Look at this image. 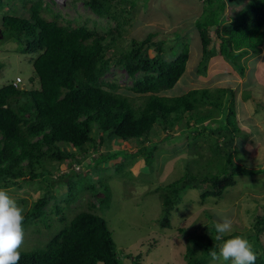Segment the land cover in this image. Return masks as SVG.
Returning <instances> with one entry per match:
<instances>
[{"label": "trees", "instance_id": "trees-1", "mask_svg": "<svg viewBox=\"0 0 264 264\" xmlns=\"http://www.w3.org/2000/svg\"><path fill=\"white\" fill-rule=\"evenodd\" d=\"M10 1L0 0V6ZM110 1L82 0L99 18L110 13ZM202 2V12L195 23L202 54L205 58L211 55L208 48L213 31L219 41L215 48L217 53L242 74L240 60L258 54L264 43V0H251L234 14L233 20L225 17L227 2ZM234 2L239 5L241 0H228L230 5ZM22 3L24 13L21 16L5 14L1 17V36L17 46V53L35 55L32 61L34 76L30 81L36 79L39 86L21 90L7 84L0 88V188L8 191L13 186L37 185L41 193L30 209L24 208L23 227L29 223L38 224L43 218L46 220L43 227H52L47 224L50 217L45 207L50 198L56 199L51 190L55 181L66 179L68 198L62 200L64 206L76 199L78 189L84 190L83 178L78 173L73 170L58 173L62 168L60 162L70 160L78 165L80 161L75 159L72 150L83 154L84 147L88 146L98 153L97 148L107 140H112L116 146L131 141L137 147L132 153L118 151L98 158L99 163L112 161L113 171L119 175L138 160H143L146 167L154 164L158 143L151 138L153 132L167 133V141L176 126L189 130L190 134L197 133L199 125L204 123L219 124L216 130L209 124L203 127L217 136L209 145L212 159L199 164L195 174L187 168L185 175L173 183L155 188L154 191H161L163 210L159 224L162 228L170 226L169 214L186 190L201 189L199 202L204 204L209 198L222 196L223 182L233 183L236 176L259 172L233 161L231 145L234 141L242 143L241 139L237 140L242 132L235 121L233 90L193 89L181 96L161 95L172 90L181 79L188 59L186 47L172 61H166L163 43L152 42L153 34L144 40H129V46L122 48L118 46L122 24L118 23L115 30L109 29L106 35H99L86 26L63 24L58 20L60 15H52L42 0H22ZM45 12L50 14V19L42 15ZM151 47L154 48L153 56L148 54ZM119 48L122 51L113 64L110 53ZM200 63L199 74H202L205 66L202 60ZM113 67L126 72L131 80L127 90L141 96V103L119 94L117 84L107 81L106 75ZM95 133H98L97 140L93 137ZM192 139L190 147L201 148L196 144L198 137ZM116 154L119 159L125 158V162L113 161ZM195 180H199V185ZM91 188L92 199L100 201V206L108 205V188H103L106 192L103 198L96 196L102 187L96 189L94 184ZM18 201L26 205L24 198ZM62 208L55 203L53 212L57 217L63 218ZM90 208L97 210L93 202ZM96 213L76 214L68 225L50 234L42 249L21 251L19 264H140V254L125 255L128 261L120 258L105 219ZM254 219L255 233L248 234L247 238L256 242L258 234L264 230V213L259 212ZM61 220L57 219L58 223ZM213 225L206 230L209 234L188 238L186 264H208L212 259L210 253L218 252L223 241L215 240ZM235 235L240 234L229 236ZM255 245V264H264V253L259 252L257 243Z\"/></svg>", "mask_w": 264, "mask_h": 264}, {"label": "rangeland", "instance_id": "rangeland-1", "mask_svg": "<svg viewBox=\"0 0 264 264\" xmlns=\"http://www.w3.org/2000/svg\"><path fill=\"white\" fill-rule=\"evenodd\" d=\"M42 1L52 15H60L58 20L63 24L71 22L77 26H86L97 31L99 35H106L109 29L115 30L118 23L122 24V38L118 44L122 48L129 46V40L140 41L153 34L155 37L151 41L162 42L164 59L172 61L186 47L188 59L181 79L172 90L161 95L181 96L193 89L233 90L235 121L242 132L237 137L242 143L234 141L231 145L233 161L259 172L236 176L233 183L230 180L223 182L222 196L219 199L209 198L204 204L199 202L201 189L186 190L180 202L169 214L170 226L162 228L159 224L163 210L161 191H154L155 188L173 183L185 175L187 168L195 174L202 163L212 159L213 153L209 145L213 144L217 136L212 134L208 127L207 129L203 127L209 124L212 130H216L219 124L204 123L199 125L197 133L190 134L189 130L176 126L167 141L165 140L167 133L153 132L151 138L158 143L154 164L146 167L143 160H138L135 165L126 167L119 175L113 171L112 161L99 163L98 158L118 151L132 153L137 149L134 142L116 146L112 140H107L104 145L97 146L98 153L88 146L84 147L83 154L72 150L80 164L77 165L70 160L61 161L62 168L58 173L61 175L71 170L78 173L83 178L84 190L77 188L78 197L76 194V199H72L70 205L64 206L62 200L68 198L66 179L62 181L57 179L51 188L56 199L50 198L45 207L50 217L47 224L52 227L49 229L43 227L46 223L44 218L38 224H27L24 227L25 239L20 251L42 249L50 239V234L68 225L80 212H97L98 216L103 217L111 231L120 258L126 261L125 255L140 254V264H186L184 255L189 243L188 238H196L203 233L209 234L206 230L219 219L218 213H226L232 218L233 230L229 235L238 233L247 238L248 234H254V218L259 212L264 213V43L258 54H250L240 60L243 66L241 74L217 53L215 48H218L219 41L215 39L213 31L212 43L208 48L211 55L205 58L202 54L199 31L195 24L202 12V0H199V11L194 5H189L187 0H111L110 13L100 18L86 8L82 0ZM223 1L227 2L225 17L233 20L234 14L251 0H246L248 2L242 6H237V2L230 5L228 0ZM22 13H24L22 0H12L0 6V20L5 14L21 16ZM42 15L47 19L51 18L46 12ZM16 47L13 42L6 41L3 37L0 39V88L12 84L16 77L22 79V89L38 88L36 79L34 82L30 81L34 76L32 61L35 55L19 54ZM121 51L120 48L111 51L113 64ZM148 54L150 56L155 54L153 47L149 48ZM200 60L205 66L202 74H199V70H202ZM106 77L108 82L117 84L119 94L129 97L134 103L142 102L141 96L127 90L131 86V80L123 69L113 67ZM190 126H193L192 122ZM194 136L198 137L196 144L201 145L199 149H196V145L190 147ZM93 137L97 140L98 133L93 134ZM113 158V161L119 159L117 154ZM122 160L125 162L123 157L119 162ZM95 164L99 166L95 167ZM194 183L199 185V180H195ZM94 184L96 189L102 187L96 194L99 198L105 196L103 188H108L110 193L108 205L103 203L100 206V201L92 199L91 187ZM36 187L35 183L21 188L13 186L7 192L18 205L27 210L40 196L41 192ZM19 198H24L26 205L19 203ZM92 202L97 209L96 212L91 211ZM55 203L63 207V218L54 214ZM57 219L62 220L58 223ZM248 240L253 248L257 243L260 247L259 252L264 253V230L258 234L256 242L253 239ZM209 261L208 264H231V261L222 259Z\"/></svg>", "mask_w": 264, "mask_h": 264}, {"label": "clouds", "instance_id": "clouds-1", "mask_svg": "<svg viewBox=\"0 0 264 264\" xmlns=\"http://www.w3.org/2000/svg\"><path fill=\"white\" fill-rule=\"evenodd\" d=\"M17 89L23 90L22 86ZM218 216L219 219L213 225L215 240L223 243L218 253H210L212 259L231 261V264H255L257 255L251 242L241 235L229 236L233 230L232 218L226 213H218ZM24 220L23 206L18 205L5 189L0 188V264H19L20 250L25 239ZM225 236L229 238L225 240Z\"/></svg>", "mask_w": 264, "mask_h": 264}, {"label": "crops", "instance_id": "crops-1", "mask_svg": "<svg viewBox=\"0 0 264 264\" xmlns=\"http://www.w3.org/2000/svg\"><path fill=\"white\" fill-rule=\"evenodd\" d=\"M187 1H189L188 2L189 5H194V8L199 11V0H187ZM245 2L247 3L248 1L241 0V2L239 3V5L237 4V6H242ZM201 11H202V7H201ZM198 16H199V13H198ZM198 16H196V17H198Z\"/></svg>", "mask_w": 264, "mask_h": 264}, {"label": "built area", "instance_id": "built-area-1", "mask_svg": "<svg viewBox=\"0 0 264 264\" xmlns=\"http://www.w3.org/2000/svg\"><path fill=\"white\" fill-rule=\"evenodd\" d=\"M21 84H22V80H21V78L17 77V78L15 79L14 83H13V86H14L15 88H20V87H21Z\"/></svg>", "mask_w": 264, "mask_h": 264}, {"label": "water", "instance_id": "water-1", "mask_svg": "<svg viewBox=\"0 0 264 264\" xmlns=\"http://www.w3.org/2000/svg\"><path fill=\"white\" fill-rule=\"evenodd\" d=\"M2 38V36H1V30H0V39ZM24 90V89H23Z\"/></svg>", "mask_w": 264, "mask_h": 264}]
</instances>
